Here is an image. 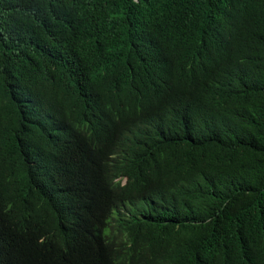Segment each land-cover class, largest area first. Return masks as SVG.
<instances>
[{
	"label": "trees",
	"instance_id": "obj_1",
	"mask_svg": "<svg viewBox=\"0 0 264 264\" xmlns=\"http://www.w3.org/2000/svg\"><path fill=\"white\" fill-rule=\"evenodd\" d=\"M254 32L264 0H0V264L264 262Z\"/></svg>",
	"mask_w": 264,
	"mask_h": 264
},
{
	"label": "clouds",
	"instance_id": "obj_2",
	"mask_svg": "<svg viewBox=\"0 0 264 264\" xmlns=\"http://www.w3.org/2000/svg\"><path fill=\"white\" fill-rule=\"evenodd\" d=\"M261 33H264V32H254L253 34H252V36H260V34ZM164 47V46H163ZM181 46H168V47H164V49L165 50H167V51H170V52H173V51H176V50H178L179 48H180ZM141 53L144 55V53L142 52V50H141ZM145 56V55H144ZM192 57H193V51H192ZM161 70V69H160ZM162 71V70H161ZM163 73V72H162ZM164 75V74H163ZM165 76V75H164ZM160 81H161V79H160V77H156V78H154V80L153 81H148L147 82V80L144 78V83L142 84V85H140V86H142V87H145V88H147V89H154V88H157V87H159L160 86ZM161 84H162V82H161ZM131 85H134V83L133 84H130V86ZM198 90L197 89H187V92L188 93H196ZM135 108H134V110L131 112V117H133L135 114H137L138 112H140V111H143V110H145L146 109V107L143 105V104H141V103H135ZM72 158V157H71ZM73 159V161H74V158H72ZM113 183L114 184H119V186H124L125 185V183H126V178H124V177H119V176H115V178H114V180H113ZM260 264H264V262H262V263H260Z\"/></svg>",
	"mask_w": 264,
	"mask_h": 264
},
{
	"label": "bare ground",
	"instance_id": "obj_3",
	"mask_svg": "<svg viewBox=\"0 0 264 264\" xmlns=\"http://www.w3.org/2000/svg\"><path fill=\"white\" fill-rule=\"evenodd\" d=\"M125 255H126V254H125ZM123 257H125V256H123ZM111 261H112V260H111ZM163 261L165 262V260H162L161 262H163ZM114 262H115V261H114ZM164 262H163V263H164ZM112 263H113V261H112Z\"/></svg>",
	"mask_w": 264,
	"mask_h": 264
}]
</instances>
